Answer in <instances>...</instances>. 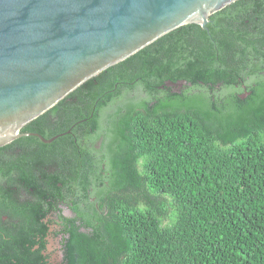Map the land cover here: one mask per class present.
<instances>
[{
  "label": "trees",
  "instance_id": "trees-1",
  "mask_svg": "<svg viewBox=\"0 0 264 264\" xmlns=\"http://www.w3.org/2000/svg\"><path fill=\"white\" fill-rule=\"evenodd\" d=\"M263 72L264 0H235L205 27L168 31L27 122L21 132L64 133L0 146L20 150L0 172L22 164L38 192L55 183L37 177L46 165L85 182L70 264H264ZM180 78L191 86L159 88ZM100 132L105 166L80 172L76 150ZM32 211L43 231L40 201ZM42 258L37 251L32 264Z\"/></svg>",
  "mask_w": 264,
  "mask_h": 264
},
{
  "label": "water",
  "instance_id": "water-1",
  "mask_svg": "<svg viewBox=\"0 0 264 264\" xmlns=\"http://www.w3.org/2000/svg\"><path fill=\"white\" fill-rule=\"evenodd\" d=\"M235 0H0V146L90 77Z\"/></svg>",
  "mask_w": 264,
  "mask_h": 264
},
{
  "label": "flooded vegetation",
  "instance_id": "flooded-vegetation-1",
  "mask_svg": "<svg viewBox=\"0 0 264 264\" xmlns=\"http://www.w3.org/2000/svg\"><path fill=\"white\" fill-rule=\"evenodd\" d=\"M186 86H191V82L180 78L165 80L159 88H170L172 92L180 93ZM246 94L242 93L241 96ZM103 135L102 132L93 135L86 148L82 145L78 147V158L73 159L77 170L81 172L87 166L96 170L104 168ZM19 153V149L1 151L0 163L11 158L19 159ZM21 166L16 162L13 168L8 169L7 175L0 172V264L35 263L37 251L43 257L44 264H70L67 256V245L72 238L70 230L75 225L79 231L83 230L81 216L85 182L68 180L58 164L46 165L47 175L38 173L37 177L48 182L55 176V183L51 190L38 192L35 186L29 187L22 178ZM4 167L6 165L0 166ZM87 188L86 192L91 194V186ZM89 200L93 202L94 197L90 196ZM36 201H40L45 209L44 215L40 216L43 231L39 232L33 229L31 223ZM21 207L29 211L22 214L19 212Z\"/></svg>",
  "mask_w": 264,
  "mask_h": 264
}]
</instances>
